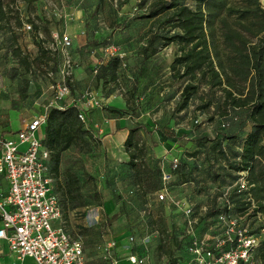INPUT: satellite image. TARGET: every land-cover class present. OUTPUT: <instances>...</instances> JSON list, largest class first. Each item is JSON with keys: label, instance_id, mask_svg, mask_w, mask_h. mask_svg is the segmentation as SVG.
Wrapping results in <instances>:
<instances>
[{"label": "rangeland", "instance_id": "rangeland-1", "mask_svg": "<svg viewBox=\"0 0 264 264\" xmlns=\"http://www.w3.org/2000/svg\"><path fill=\"white\" fill-rule=\"evenodd\" d=\"M153 1L0 0V133L14 135L25 121L51 103L50 84L62 79L75 99L72 102L66 98L67 101L62 103L78 102L84 103L86 110L95 108L83 122L97 136L99 144L93 145L89 153L74 148L62 152L55 177L51 175L53 183L60 186L66 172L78 177L83 204L73 209L64 208L62 220L67 233L81 241L86 264H106L102 248L110 237L115 240L110 251L114 257L118 249L127 245L128 233L135 239L134 246L141 237L148 236L144 249L147 264H170L181 254V245L185 241L184 216L167 202L157 201L155 191L147 192L146 183L133 181L126 162L122 161L125 158L122 149L105 148L102 144L104 134L99 130L104 127L102 115L119 118L102 109L106 105L105 95L116 99L110 106L115 107L117 102L122 109L127 107L121 117L124 125L138 126L136 137L144 149L143 156L136 157L135 161L141 167L158 160L157 165L165 169L162 156L171 148L164 142L165 132L172 131L177 142L185 141L184 147L178 142L175 158L182 157L187 162L190 176L199 180L202 190L195 188L193 179L182 184L183 177L175 172L171 175L169 188L175 199L183 197L193 204L195 215L198 206H211L214 193V177H205V171H214V160L205 161L200 153L192 155L195 142L202 136L212 138L222 132L219 124L225 118L242 116L245 112V107L230 105L225 93L229 89L237 96L245 82L230 78V84L224 79L214 83L210 71L204 69L190 77L179 76L177 66L171 65L179 52L174 42L158 45L154 53L141 60L140 48L148 33L155 29H168L169 32L176 29L165 20L167 12L153 17L140 16ZM22 22L30 23V28H22ZM63 30L70 34L71 44L65 52H60L52 33ZM220 31L215 23L213 41L223 61L226 50L221 43ZM36 42L46 50L39 59L33 58L37 54ZM110 44L111 49L107 48ZM14 47H17L16 53ZM113 55L119 56L114 78L111 79L109 74L97 78L98 69L95 71L94 68ZM65 58L69 59L68 65ZM185 82L194 84L195 90L181 107L180 91ZM84 91L87 95L82 97ZM192 162L195 166L198 162L200 167H191ZM222 162L217 157L215 164L218 167ZM209 166L213 169H207ZM223 180L225 182L215 186L228 184L227 178ZM0 183L5 184L2 177ZM203 227L204 222H199L195 234H201ZM262 241L264 235L258 240L261 245L257 244L262 248L254 250L255 253L252 250V264H264ZM6 254L4 243L0 242V264H8ZM18 264L32 263L24 258Z\"/></svg>", "mask_w": 264, "mask_h": 264}, {"label": "trees", "instance_id": "trees-1", "mask_svg": "<svg viewBox=\"0 0 264 264\" xmlns=\"http://www.w3.org/2000/svg\"><path fill=\"white\" fill-rule=\"evenodd\" d=\"M162 12H167L165 20L170 21L171 27L176 29L171 32L168 29H155L148 33L140 48L141 60L154 53L158 45L174 42L178 45L179 52L173 57L171 65L177 66L176 72L179 76L190 77L196 71L202 72L204 69L210 71L214 83L224 79L230 84V78L245 82L237 96L232 95L229 89L225 90L230 105L245 107L244 115L237 114V116L225 118L219 124L222 132H217L212 138L202 136L195 142L196 145L191 154L200 153L205 161L214 160V171L209 166L207 169L212 171L210 173L205 171V177L212 179L220 177L219 182H225L223 179L227 178L230 183L235 178L236 172L245 171L247 180L252 184L249 188L250 196L255 202L256 209L264 215V8L259 0H238L237 3L228 0H154L150 8L140 16L153 17ZM215 23L220 27L221 43L226 50L223 61L218 56L213 41L212 33ZM250 37L255 39L252 40ZM36 49L37 54L33 58L39 59L46 50L38 42H36ZM13 51L16 53L17 47H14ZM21 61L26 62L24 59ZM118 62V55L101 61L94 68L95 71L98 69L95 76L99 78L109 74L113 79ZM194 90V84L189 82L183 84L180 91L181 107L188 102ZM102 109L110 114H116V117H122L127 107L120 109L105 105ZM80 112L81 109L76 103L61 104V107L49 105L46 109L40 144L42 149L49 152L47 163L53 177L57 172L62 152L74 148L81 153H89L93 145L99 144L97 136L79 119ZM137 130L138 126L128 127L123 140V149L128 157L125 165L128 175L134 179L135 183L144 182L147 184V192L156 191L161 187V172H169L170 176L175 172L179 177L181 176L180 178L183 177L182 180L180 179L182 183H188L190 179H193L195 188L202 190L198 184L199 180H196L195 176H190L191 169L182 157L176 158L177 164L173 170H170L168 166L165 169L158 166V160L145 167L136 164V157L143 156L144 149L143 144L139 143L136 137ZM158 132L162 134L160 130ZM165 133L163 139L175 141L172 131ZM167 145L169 147L170 143L167 142ZM213 156L214 158H211ZM217 157L223 161L218 167L215 164ZM171 160H169V167ZM191 167H200V165L197 162L195 166L192 162ZM78 189V177L71 172L64 174V183L61 186L54 184L62 213L64 208L73 209L83 204ZM170 193H172L171 190ZM218 194L219 192L215 191L214 196L211 195L213 198H211V206H206V211L200 215L197 224L204 222L206 228L208 223L216 222L220 213L237 214L242 211L243 193L230 191L229 199L233 206L228 210L222 202L216 200ZM183 236L185 241L181 245V254L173 258L170 264H182L186 257L184 233ZM261 243L264 244V241ZM259 245H261L260 242ZM258 246L253 248V251L262 248ZM253 253L251 252V259L252 256L254 257ZM262 260H264V254Z\"/></svg>", "mask_w": 264, "mask_h": 264}, {"label": "built area", "instance_id": "built-area-1", "mask_svg": "<svg viewBox=\"0 0 264 264\" xmlns=\"http://www.w3.org/2000/svg\"><path fill=\"white\" fill-rule=\"evenodd\" d=\"M263 4L260 1L264 8ZM22 28L29 29L30 23L22 22ZM52 38L60 52H65L71 44V36L64 30L53 32ZM107 48L111 49V44ZM64 61L68 65L69 59ZM50 87L53 91L51 103L25 121L14 135L0 133V177L5 183L0 185V240L5 241L8 251L17 261L29 257L35 264H84L81 241L70 236L64 228L47 163L49 152L40 144L47 107H61L60 101L69 93L63 79L50 84ZM86 95L87 91H84L81 96ZM78 117L84 120L81 112ZM176 164L177 159L172 158L170 170L175 169ZM170 178L169 172H161V187L155 191V199L174 206L185 218L186 257L182 264H252L251 252L259 237L264 235V215L256 209L250 196L252 184L245 171L236 172L230 183L215 189L219 192L216 200L222 202L226 210L233 206L229 199L230 191L243 193L242 211L237 214L220 213L216 222L208 223L201 234H195V228L200 215L206 211V205L198 206L199 216L195 215L193 204L188 199H175L170 193ZM134 241L133 235H126L127 264H147L144 249L148 236L137 242L139 250L131 249ZM114 246L113 238L105 240L102 253L106 264H116V259L110 254Z\"/></svg>", "mask_w": 264, "mask_h": 264}, {"label": "crops", "instance_id": "crops-1", "mask_svg": "<svg viewBox=\"0 0 264 264\" xmlns=\"http://www.w3.org/2000/svg\"><path fill=\"white\" fill-rule=\"evenodd\" d=\"M70 91L71 89L69 88V93L60 101L62 103V101L64 102V100L66 98H68V100L70 99V101L74 102V98H72L70 96ZM114 98V99H112ZM117 98V97H116ZM116 100L115 97H113L112 95H107L104 97V102L106 103V105H112V101ZM67 101V100H65ZM78 101V100H77ZM87 102V101H86ZM71 102H69L70 104ZM88 103V102H87ZM63 105H67L68 103H62ZM78 104V102L76 103ZM116 104V108H121L120 104L119 103H115ZM78 107L81 109V112L83 113L84 117L86 118L87 116H89V112L92 113V111L95 109H87V107L84 105V103H80L78 104ZM102 118H103V121H104V127L99 129L103 132V136L102 138L104 139L102 144L105 145V148L108 147V148H114V147H117L118 149H122L123 151V154L125 155V158L122 160L123 162H125L126 160V154L124 152V149H123V140L127 134V126L124 125L122 123V119L121 117H119L118 119H114V118H110V117H106V114L105 115H102ZM4 135V133H2ZM7 136V135H5ZM164 142H168L170 143V149L168 150V153H166L165 155L162 156V158L164 159L165 163H166V166H168L169 168V160H171L172 158L176 157L175 155V152H177L175 150L176 146H178V142L180 143V145L182 147L185 146V144L183 143V141L178 140H175V141H169L168 140H164ZM178 149V148H177ZM161 162H163V160H161ZM170 169V168H169ZM235 177V176H234ZM220 181V179H214V194H215V185L218 184ZM223 182V181H222ZM184 184V183H182ZM214 194H212V197L214 196ZM215 198V197H214ZM125 241H126V238H125ZM0 242H3L4 245H5V248H6V261H8V264H18L19 261L15 260L13 258V256L10 254V252L8 251L7 249V245L5 243V241L3 240H0ZM131 249L133 250H137L138 249V246H131ZM126 254H127V251L125 250V247L121 248V249H118L117 252L115 253L114 255V258L116 259V264H127V261H126ZM24 258H28L31 260V263L32 264H35V262L29 258V257H24ZM23 258V259H24ZM22 259V260H23ZM84 264L85 263V260H84Z\"/></svg>", "mask_w": 264, "mask_h": 264}]
</instances>
